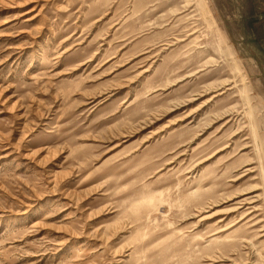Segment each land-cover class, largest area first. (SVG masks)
I'll use <instances>...</instances> for the list:
<instances>
[{
  "label": "rangeland",
  "instance_id": "1",
  "mask_svg": "<svg viewBox=\"0 0 264 264\" xmlns=\"http://www.w3.org/2000/svg\"><path fill=\"white\" fill-rule=\"evenodd\" d=\"M230 260L264 264V0H0V264Z\"/></svg>",
  "mask_w": 264,
  "mask_h": 264
},
{
  "label": "bare ground",
  "instance_id": "2",
  "mask_svg": "<svg viewBox=\"0 0 264 264\" xmlns=\"http://www.w3.org/2000/svg\"><path fill=\"white\" fill-rule=\"evenodd\" d=\"M236 197V196H235ZM256 200H254V198H252V199H250V198H244L243 200H241V201H238L237 203L238 204H240V206H242V205H248V204H252L253 202H255ZM242 204V205H241ZM240 208V207H239ZM223 231V230H222ZM251 255V254H250ZM250 257V256H249ZM252 258V257H251ZM229 260V259H228ZM225 261V260H224ZM238 261V260H237ZM237 261H235V260H230V262L231 263H229V264H237L238 262ZM248 263V261L246 262V263H244V264H247ZM243 264V263H242Z\"/></svg>",
  "mask_w": 264,
  "mask_h": 264
}]
</instances>
